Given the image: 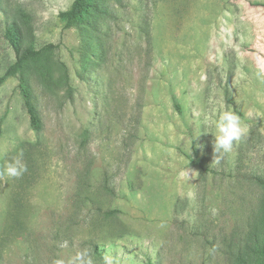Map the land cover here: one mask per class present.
I'll list each match as a JSON object with an SVG mask.
<instances>
[{"label": "rangeland", "instance_id": "374dc122", "mask_svg": "<svg viewBox=\"0 0 264 264\" xmlns=\"http://www.w3.org/2000/svg\"><path fill=\"white\" fill-rule=\"evenodd\" d=\"M72 2L0 0V77L54 46L47 73L0 86V172L27 166L0 177V264H264L246 253L264 245V0H97L91 29L64 28ZM224 111L247 134L217 162Z\"/></svg>", "mask_w": 264, "mask_h": 264}, {"label": "trees", "instance_id": "16d2710c", "mask_svg": "<svg viewBox=\"0 0 264 264\" xmlns=\"http://www.w3.org/2000/svg\"><path fill=\"white\" fill-rule=\"evenodd\" d=\"M97 0H73L70 7L60 12L58 17L64 23V28H77L84 26L86 29L92 28V22L88 19V16L93 13H98L96 7ZM5 39L9 42L10 46L18 52L19 49V37L16 29L12 26L6 29ZM54 46L47 45L39 50L34 49L33 47L25 48L19 54L16 62L8 69L4 76L0 77V86L2 85L6 76L22 72L23 66L27 61L34 62L37 65H40L45 73L48 71V66H45L44 61L48 59V55L53 50ZM61 68L66 72L65 67L61 64ZM44 74V71H43ZM18 89L23 101V106L29 117L30 127L35 132L41 131V122L37 114L36 108L32 101L31 92L28 86L23 82H19ZM257 185H260L264 188V177L256 176L255 180ZM247 255L253 254L264 257V245L253 246L250 250H246ZM237 264H248V260L244 255L237 256Z\"/></svg>", "mask_w": 264, "mask_h": 264}, {"label": "clouds", "instance_id": "9594fccd", "mask_svg": "<svg viewBox=\"0 0 264 264\" xmlns=\"http://www.w3.org/2000/svg\"><path fill=\"white\" fill-rule=\"evenodd\" d=\"M257 71L264 74V63H258ZM216 134L212 141L214 159L222 155L229 154L233 150L234 142H239L247 134V127L243 124L241 117L232 111H224L219 115L216 122ZM201 149L203 145H198ZM191 154V147L189 149ZM218 154V155H215ZM27 171V166L20 159H15L13 162L5 166L3 172H0V177L7 176L10 178H19ZM189 171H191L189 169ZM62 264V262H60ZM72 264H94L92 258L87 251L78 253ZM102 264H127L126 259L122 256H114L106 253L102 258Z\"/></svg>", "mask_w": 264, "mask_h": 264}]
</instances>
